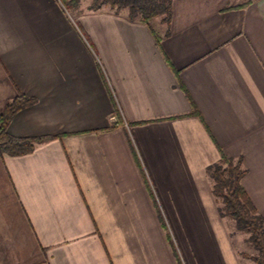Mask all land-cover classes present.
Here are the masks:
<instances>
[{"label":"crops","instance_id":"1","mask_svg":"<svg viewBox=\"0 0 264 264\" xmlns=\"http://www.w3.org/2000/svg\"><path fill=\"white\" fill-rule=\"evenodd\" d=\"M87 5L0 0L6 132L48 138L0 154V264H253L205 169L239 158L264 218V0Z\"/></svg>","mask_w":264,"mask_h":264},{"label":"trees","instance_id":"2","mask_svg":"<svg viewBox=\"0 0 264 264\" xmlns=\"http://www.w3.org/2000/svg\"><path fill=\"white\" fill-rule=\"evenodd\" d=\"M79 0H59L64 9H74ZM172 0H90L87 10L107 8L113 14L125 12L126 20L146 25L156 17L168 24L171 17ZM156 44L159 39L155 38ZM34 98L16 93L0 113V154L18 156L29 153L36 144L46 141L47 137H16L6 132V125L12 115L23 107L31 105ZM118 116L116 109L113 112ZM211 186L210 192L218 203L217 212L226 217L234 231L245 235L244 242L254 253L241 252L240 256L250 259L253 264H264V218L256 213L240 179L245 173L239 158L232 159L220 154L217 162L205 169ZM160 216V214H158ZM172 249L174 250L173 246Z\"/></svg>","mask_w":264,"mask_h":264},{"label":"rangeland","instance_id":"3","mask_svg":"<svg viewBox=\"0 0 264 264\" xmlns=\"http://www.w3.org/2000/svg\"><path fill=\"white\" fill-rule=\"evenodd\" d=\"M85 1H88V4L90 2V0H83V2H85ZM226 220H227L228 224H231V222L229 221L228 218H226ZM243 248H244L245 252H247V253H254L253 250L251 249V247H249L248 245H245Z\"/></svg>","mask_w":264,"mask_h":264}]
</instances>
